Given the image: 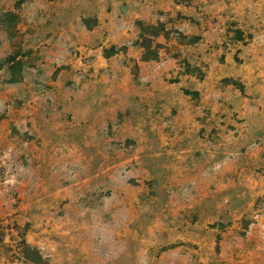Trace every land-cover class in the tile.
<instances>
[{
    "label": "rangeland",
    "instance_id": "rangeland-1",
    "mask_svg": "<svg viewBox=\"0 0 264 264\" xmlns=\"http://www.w3.org/2000/svg\"><path fill=\"white\" fill-rule=\"evenodd\" d=\"M0 264H264V0H0Z\"/></svg>",
    "mask_w": 264,
    "mask_h": 264
}]
</instances>
